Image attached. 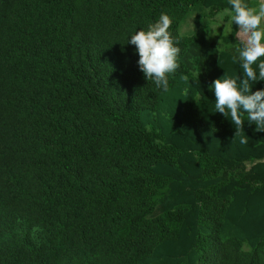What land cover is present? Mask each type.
<instances>
[{
	"label": "trees",
	"instance_id": "16d2710c",
	"mask_svg": "<svg viewBox=\"0 0 264 264\" xmlns=\"http://www.w3.org/2000/svg\"><path fill=\"white\" fill-rule=\"evenodd\" d=\"M225 8L0 0V264H264V130L211 90L244 79ZM161 13L181 50L167 92L127 43Z\"/></svg>",
	"mask_w": 264,
	"mask_h": 264
},
{
	"label": "clouds",
	"instance_id": "9594fccd",
	"mask_svg": "<svg viewBox=\"0 0 264 264\" xmlns=\"http://www.w3.org/2000/svg\"><path fill=\"white\" fill-rule=\"evenodd\" d=\"M230 8L224 13L231 16L232 24L239 26L235 32L237 43L233 63L239 62L244 79L230 78L225 75L214 80L211 90L215 94V110L231 121L237 130H242L247 114L250 124H255L257 130H264V90L255 93L251 84L264 81V2L258 6H250L246 0H228ZM172 20L166 13H161L158 20L149 23L146 29L135 31L127 43L134 45L139 55L138 67L147 81H154L157 88L168 91L169 76L179 68L178 57L180 48L170 27ZM258 69V72H257ZM181 79L188 83L187 76ZM185 88L184 94L187 95ZM243 131V130H242ZM237 134V133H236ZM242 144L248 143V138H241Z\"/></svg>",
	"mask_w": 264,
	"mask_h": 264
},
{
	"label": "rangeland",
	"instance_id": "374dc122",
	"mask_svg": "<svg viewBox=\"0 0 264 264\" xmlns=\"http://www.w3.org/2000/svg\"><path fill=\"white\" fill-rule=\"evenodd\" d=\"M261 2H264V0H257L256 6H258ZM194 20H195L194 17L188 19L185 22V24H184V26L182 28V32L195 31V29H196L195 24L196 23H194ZM220 20H222V16L221 15H219V16L216 17V22L217 23H220ZM199 21H201L203 23H206L207 22L206 19H205V17H204V15L200 17V20ZM215 27H216V25H210L211 30L215 29Z\"/></svg>",
	"mask_w": 264,
	"mask_h": 264
}]
</instances>
